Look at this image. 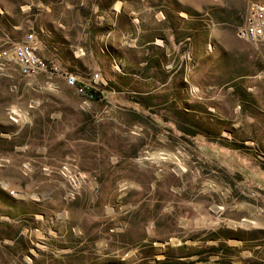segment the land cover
<instances>
[{"label": "rangeland", "instance_id": "rangeland-1", "mask_svg": "<svg viewBox=\"0 0 264 264\" xmlns=\"http://www.w3.org/2000/svg\"><path fill=\"white\" fill-rule=\"evenodd\" d=\"M254 1L0 0V264H264Z\"/></svg>", "mask_w": 264, "mask_h": 264}, {"label": "built area", "instance_id": "built-area-1", "mask_svg": "<svg viewBox=\"0 0 264 264\" xmlns=\"http://www.w3.org/2000/svg\"><path fill=\"white\" fill-rule=\"evenodd\" d=\"M236 36L253 42H264V2L254 1L250 4L245 21L236 29ZM35 36L33 32L25 35L24 44L16 43L11 49L14 57L20 62L23 70L29 73L52 72L57 67L49 65L37 57L32 48ZM67 82L76 87L79 92H84V84L76 80L72 74L65 73ZM95 81L101 80L98 73L93 74Z\"/></svg>", "mask_w": 264, "mask_h": 264}, {"label": "trees", "instance_id": "trees-1", "mask_svg": "<svg viewBox=\"0 0 264 264\" xmlns=\"http://www.w3.org/2000/svg\"><path fill=\"white\" fill-rule=\"evenodd\" d=\"M139 102V101H138ZM184 132L186 133H190L191 135H193L192 133L193 132H190L189 130H186V128H182ZM197 255H201V252L199 253H195ZM190 256L189 254L187 255H180V256H176V258H181V257H188ZM195 261H200V258L199 256L196 258ZM190 263H193V262H186V261H183V260H171L167 255L164 259H162L161 261H150V262H147V263H144V264H190Z\"/></svg>", "mask_w": 264, "mask_h": 264}, {"label": "crops", "instance_id": "crops-1", "mask_svg": "<svg viewBox=\"0 0 264 264\" xmlns=\"http://www.w3.org/2000/svg\"><path fill=\"white\" fill-rule=\"evenodd\" d=\"M54 38H55L54 40L56 41L58 37H55V36H54ZM52 41H53V40H52ZM41 43H42V44H43V46H44V43H43V42H41Z\"/></svg>", "mask_w": 264, "mask_h": 264}, {"label": "bare ground", "instance_id": "bare-ground-1", "mask_svg": "<svg viewBox=\"0 0 264 264\" xmlns=\"http://www.w3.org/2000/svg\"><path fill=\"white\" fill-rule=\"evenodd\" d=\"M115 6H116L115 8H117V9L119 8L118 4H116Z\"/></svg>", "mask_w": 264, "mask_h": 264}]
</instances>
